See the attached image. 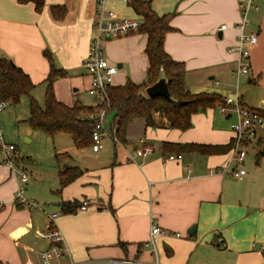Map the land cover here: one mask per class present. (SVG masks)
I'll list each match as a JSON object with an SVG mask.
<instances>
[{"label":"crops","instance_id":"crops-1","mask_svg":"<svg viewBox=\"0 0 264 264\" xmlns=\"http://www.w3.org/2000/svg\"><path fill=\"white\" fill-rule=\"evenodd\" d=\"M256 2L259 10L250 14L245 31L255 32L258 40L250 47L249 73L237 80L232 75L236 52L230 48L240 33L234 26L240 20L238 0H150L157 14H171L173 29L163 46L173 59L184 62L187 89L224 97L237 87L242 103L264 112V0ZM56 4L64 7L60 20L50 13ZM106 5L121 15H137L129 0H107ZM94 14L95 0H45L40 12L32 2L0 0V54L38 84L49 70L43 55L47 48L55 65L67 70L74 90L84 77L89 86L84 59ZM222 24L227 27L219 30ZM145 45L146 34L139 31L106 43L105 54L118 67L113 84L146 79ZM54 92L57 97L55 87ZM81 102L95 105L100 100ZM152 115L158 126L135 119L126 129L128 143H117L121 154L114 150L110 162L93 168L78 165L83 173L62 188L57 209L49 212L18 206L14 198L19 180L7 166H0V264H37L34 250L47 243L36 237V230L46 227L52 213H58L55 222L68 250L61 264L154 260L151 247L145 245L152 217L162 230L155 236L160 264H264V195L254 199L257 195L247 194L245 178L242 184L236 182L240 179L232 176L237 168L229 153L187 152L165 161L168 154L161 150L163 141L227 143L232 138L225 124L229 116L217 107L208 108L192 115V126L180 131L168 128L161 112ZM140 138L153 145L154 152L128 161ZM72 199L88 205L63 213L60 201Z\"/></svg>","mask_w":264,"mask_h":264},{"label":"trees","instance_id":"trees-1","mask_svg":"<svg viewBox=\"0 0 264 264\" xmlns=\"http://www.w3.org/2000/svg\"><path fill=\"white\" fill-rule=\"evenodd\" d=\"M19 3L32 2L37 12H40L45 0H17ZM129 5L137 15L143 17V24L139 32L146 34L145 54L147 56L146 79L136 83L127 78L122 84L107 86L108 107L106 112L112 113L111 128L119 143H128L126 129L135 119L141 118L146 126L157 127L153 111H159L168 120V128L185 131L192 126V115L204 112L208 108H216L223 103V97L216 92H192L184 83L185 66L183 61L173 59L164 49L163 41L166 33L173 29L170 25L171 14H157L151 6L150 0H129ZM50 13L56 20L64 15L62 5H51ZM43 55L49 63L48 73L43 80V105H40L31 91L35 84L29 75L10 58L0 54V101L7 104H16L22 95L28 96L29 115L28 123L31 127L54 137L60 133L70 136L77 148L90 147L94 119L87 114L103 107L104 102L95 105H85L75 100L71 105L57 99L54 92V81L58 77L67 75V70L57 67L49 49L43 50ZM163 68L167 79L171 100L166 96L157 95L148 97L144 88L157 79L160 68ZM232 138L227 143H197V142H170L163 141L161 150L165 154L194 152L200 155L229 153ZM113 144H117L114 143ZM258 155L264 156V142L259 148ZM83 173L76 164H64L58 171L61 189L74 181ZM78 199L61 200L60 207L63 213L74 212L80 206ZM21 206L20 204H17ZM264 256V252H263Z\"/></svg>","mask_w":264,"mask_h":264},{"label":"built area","instance_id":"built-area-1","mask_svg":"<svg viewBox=\"0 0 264 264\" xmlns=\"http://www.w3.org/2000/svg\"><path fill=\"white\" fill-rule=\"evenodd\" d=\"M106 1L95 0V14L92 23L93 33L90 37L84 59L86 72L90 77L88 93L91 95L98 93L101 98L100 101L104 102L103 107L97 108L87 114L88 118L95 120L91 133L93 142L90 146L94 152L103 148V137L105 135H109L114 143H119L114 134V128L111 129V132H107L104 127V116L108 107L107 86L114 83V77L118 73L117 65L112 63L105 54V45L113 38H119L138 31L143 24V17L141 15L133 17L121 15L109 9ZM238 1L240 5V20L234 26L239 29L240 33L237 35L236 44L230 48V50L236 52V67L232 75L237 80L242 75L249 73V50L258 40L255 32L245 31L249 23L248 13L259 10V5L256 0ZM226 27L225 24H222L218 29L222 30ZM240 98V93L236 87L233 92L223 97L224 102L219 104L217 109L221 114H229V117L234 116L235 118L230 124V130L233 135V143L229 151L230 160L243 164L246 156V148L244 147L252 144L258 145L264 142V112L242 103ZM5 105L7 103L1 100L0 112ZM133 150L134 154L127 157L128 161H134L135 157L145 158L151 155L154 152V147L146 143L143 138H140ZM14 151L15 146L5 142L0 128V153L2 154L0 166H7L10 171L16 174L19 180L15 191V202L27 206L30 209L35 208L37 204L24 197V189L28 181V176L23 169H18ZM181 156L182 153L168 154L165 157V161L177 160ZM244 174L245 171L242 168L232 172V176L236 179H241ZM87 205V201H83L79 209L83 210ZM57 215L58 213L50 214L46 227L36 230V237L47 243L45 247L34 250V254L38 258L37 264H61V259L65 255H68L67 247L64 245L63 235L55 222ZM161 234L162 230L152 217L150 219V237L145 242V245L151 247L155 259L151 261L124 259L119 262L121 264H160L157 259L155 236Z\"/></svg>","mask_w":264,"mask_h":264},{"label":"rangeland","instance_id":"rangeland-1","mask_svg":"<svg viewBox=\"0 0 264 264\" xmlns=\"http://www.w3.org/2000/svg\"><path fill=\"white\" fill-rule=\"evenodd\" d=\"M251 13L252 11L248 13V20ZM84 78L83 83H78V89L74 90L71 79L67 76L65 78L61 77L54 85L57 97L64 103H72L75 99L85 101L87 104L97 103L101 100L99 94L91 95L88 93V83ZM44 89L45 83L43 81L35 84L31 91L32 96L37 99L40 105H43ZM71 97H73L72 100ZM28 99L27 95H22L18 103L5 105L0 112V128L5 142L16 147L15 152L19 157L18 169H23L28 176L29 181L25 184L24 197L36 203L39 210L45 209L49 212L54 206L57 209L60 200L62 189L59 183L58 171L64 164H77L87 168L102 166L111 161L114 150L118 151L119 155L121 154V145L123 146V144H116L115 149L111 137L105 135L103 137V148L94 152L90 147L77 148L66 133H60L52 137L29 125ZM111 118L112 113L106 112L104 127L107 132H111L112 129L110 125ZM234 119V116L225 119V124L230 126ZM261 145L245 146L246 156L243 164L234 161L237 170L242 168L246 172L243 178L248 181V185L245 186L250 188H248L249 192L247 194L257 195L254 198L257 200L264 195V156L257 154ZM1 158L2 154L0 153V160ZM245 181L240 179L236 182L242 184Z\"/></svg>","mask_w":264,"mask_h":264},{"label":"water","instance_id":"water-1","mask_svg":"<svg viewBox=\"0 0 264 264\" xmlns=\"http://www.w3.org/2000/svg\"><path fill=\"white\" fill-rule=\"evenodd\" d=\"M144 93L148 97H154L157 95L166 96L167 98L171 100H175V98L170 94L169 88H168V79L167 76L161 67L159 70V75L155 82L152 84L146 86L144 88ZM229 116V114H227ZM192 229H194V226H192ZM190 230H188V233L190 234Z\"/></svg>","mask_w":264,"mask_h":264},{"label":"bare ground","instance_id":"bare-ground-1","mask_svg":"<svg viewBox=\"0 0 264 264\" xmlns=\"http://www.w3.org/2000/svg\"><path fill=\"white\" fill-rule=\"evenodd\" d=\"M248 105V104H247Z\"/></svg>","mask_w":264,"mask_h":264}]
</instances>
